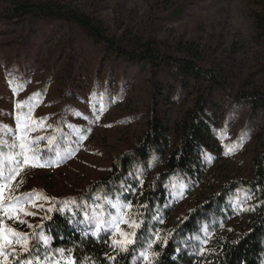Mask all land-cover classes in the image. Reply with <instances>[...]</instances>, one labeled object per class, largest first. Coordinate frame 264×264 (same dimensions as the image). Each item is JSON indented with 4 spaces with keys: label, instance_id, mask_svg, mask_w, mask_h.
Returning a JSON list of instances; mask_svg holds the SVG:
<instances>
[{
    "label": "trees",
    "instance_id": "trees-1",
    "mask_svg": "<svg viewBox=\"0 0 264 264\" xmlns=\"http://www.w3.org/2000/svg\"><path fill=\"white\" fill-rule=\"evenodd\" d=\"M196 1L186 0L185 8ZM248 2L254 25L253 42L264 49V0ZM183 13L184 8L175 10L170 18L180 20ZM38 27L44 34L67 29L80 41L85 51L82 57L92 55L96 63V84L93 83L89 96L84 98L70 90L76 99L66 100L58 112L48 116L49 130L45 134L30 136L40 141V148L51 140L39 157L40 163L52 164L44 168L57 167V162L58 167L63 166L88 140L90 129L81 125L84 114L80 103H90L94 106L92 111L99 115L113 101L124 97L122 88L113 98L114 90L99 86L98 74L105 63L113 66L122 62L125 69L148 72L153 98L146 117L147 129L140 140L115 158L106 175L49 208L36 232L29 235L34 245L32 256H47L53 261L57 250L65 249V255L75 256L77 264L89 257L95 264H147L140 253L152 244L151 251L159 253L152 264H264V54L250 64L248 58L238 60L234 56L236 50L220 48L209 55L208 49L193 41L168 45L154 35L134 33L130 28L120 34L111 33L105 23L71 1L0 0V30L28 35ZM17 44L4 42L0 51L14 49L19 54ZM34 45L24 48L26 56L31 55ZM26 65L25 76L14 75L7 80L22 85L30 73ZM46 93L47 85L40 89V97ZM99 102L104 105L103 111L97 108ZM187 104L172 117L174 106ZM29 112L23 108L16 110V115L19 113L21 121L31 125ZM238 113L246 116L242 134L249 137L256 130L250 174L222 181L216 168L228 152L220 143V130L233 122ZM15 117L8 125L9 118L0 114V126L15 129ZM4 139L12 142L8 136ZM3 150L10 151L7 145ZM56 152L59 157L54 155ZM24 176L23 171L15 184ZM24 187L22 195L31 194ZM193 193L198 196L191 200L185 214L179 215L178 203ZM31 196L33 200L34 194ZM108 200L131 203V217L143 221L135 244L129 245L127 252L112 247L113 229L93 234L101 213L106 222L118 215L106 203ZM121 228L132 231L123 225ZM39 235L49 239L46 248L36 243ZM156 235L159 240L154 239ZM106 256L116 259L108 260Z\"/></svg>",
    "mask_w": 264,
    "mask_h": 264
},
{
    "label": "rangeland",
    "instance_id": "rangeland-1",
    "mask_svg": "<svg viewBox=\"0 0 264 264\" xmlns=\"http://www.w3.org/2000/svg\"><path fill=\"white\" fill-rule=\"evenodd\" d=\"M66 1H71L84 13L101 20L111 33L120 34L122 30L130 28L134 33L154 35L168 45L193 41L208 49L211 52L209 55L220 48L228 52L236 50L238 53L234 56L240 61L248 58L250 64L257 56L264 54V49L256 46L252 39L254 25L249 15L248 0H197L193 5H186V8V0ZM181 8H184L181 19H171L173 11ZM42 32L40 27L33 28L28 35L20 31L0 30V44L13 41L18 43L17 49L20 50L19 54L14 49L0 51V114L9 118L7 124L10 125L16 110H29L28 120L31 124L38 122L29 136L42 135L49 130L48 116L58 112L66 100L76 99L70 90L85 98L89 96L93 83L96 84V76L93 75L95 59L89 54L82 57L84 50L76 36L70 35L67 29H55L47 34ZM31 44H35V48L30 56H26L24 48ZM25 65L30 69L26 81L22 85L10 83L7 78L25 76ZM98 77L99 86L114 90L113 98L117 96L119 88L124 90V97L118 102L113 101L99 115L92 111L94 106L90 103H80L84 114L81 125L88 127L90 132L78 153L61 167H28L24 170L23 179L13 185H16L13 196L22 195L25 186L28 193L34 194L33 203L38 207L29 204L28 210L34 215H21L20 219L26 221L24 224L6 219L8 226L16 231L28 235L35 233L54 202L76 195L85 185L106 175L115 158L137 143L146 131L147 112L153 98L149 73L125 69L122 62L119 65L113 63V66L105 63ZM46 85L47 93L40 97V89ZM37 93L39 95L35 96ZM18 103L22 105L20 109L15 107ZM103 106L99 102L97 108L101 110ZM187 106H174L172 117L179 115ZM224 108L227 110L226 105ZM237 115L233 122L220 130V143L228 152V156L216 168L222 181L250 174L256 130L249 137L242 134L246 116L244 113ZM201 192L202 189L199 194ZM196 194L178 203L176 210L179 215L185 214ZM123 227L132 230L127 225Z\"/></svg>",
    "mask_w": 264,
    "mask_h": 264
},
{
    "label": "snow or ice",
    "instance_id": "snow-or-ice-1",
    "mask_svg": "<svg viewBox=\"0 0 264 264\" xmlns=\"http://www.w3.org/2000/svg\"><path fill=\"white\" fill-rule=\"evenodd\" d=\"M34 95L38 96L39 94ZM15 107L20 109L22 105L18 103ZM103 110L101 109V111ZM15 120V129L9 128L8 126H0V217H3L0 218V264H77L75 256L65 255V249H58L57 259L53 261H50L47 256L43 259L39 255L33 257L34 245L31 237L27 233L16 231V229L9 227L6 223L7 219L24 224L26 221L20 219L21 215H34L33 212L28 210L29 204L38 207V205L33 203L31 194L13 196V192L15 191L13 185L16 183L17 177L28 167L52 166L51 163L44 164L39 162V157L44 154L47 144L51 140L45 141V148H40V141L28 135L29 131H35L38 122L33 121L31 125L24 123L21 121L19 113L16 115ZM4 136H8L12 142L8 143L4 139ZM40 140H44V138H40ZM4 145H7L10 151L5 152L3 150ZM231 150L229 149V151ZM54 155L59 157L60 153L56 152ZM56 166H59L58 162ZM106 203L111 205L118 215L112 216L111 221L106 222L103 218L104 214L101 213L96 218L95 232L93 234L96 235L100 231L109 228L113 229L110 233L114 237L111 240L112 247L119 252H127L129 245L135 244L137 230L143 221L131 217L130 213L133 208L131 203L121 204L118 201L113 203L111 200L106 201ZM252 210L254 209L241 208V211ZM85 219H88L87 213H85ZM121 225L129 226L132 231H124ZM28 227H33V225H28ZM154 239L159 240V235H156ZM36 243L46 248L49 239L46 236L39 235ZM164 243L166 244L167 242L165 241ZM152 247L153 245L149 244L148 248L140 253V256L147 261V264H152L153 258L159 255L158 252L154 253L151 251ZM35 250L39 252L40 249L35 248ZM106 259L114 261L116 257L106 256ZM89 262L90 264H95V261H92L90 257L87 258V261H82L81 264H89Z\"/></svg>",
    "mask_w": 264,
    "mask_h": 264
}]
</instances>
